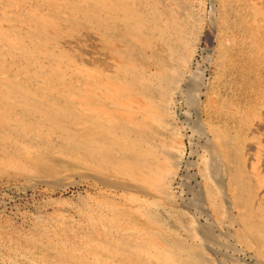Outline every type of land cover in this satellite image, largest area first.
Segmentation results:
<instances>
[{
  "label": "bare ground",
  "instance_id": "1",
  "mask_svg": "<svg viewBox=\"0 0 264 264\" xmlns=\"http://www.w3.org/2000/svg\"><path fill=\"white\" fill-rule=\"evenodd\" d=\"M223 5L220 15L241 35V45L238 55L225 46L220 52L243 92L254 87L247 72L258 68L264 54V0H224ZM84 31L98 36L119 61L117 69L85 64L62 45V39ZM186 32L182 18L156 0H0V173L73 171L77 180L99 189L95 206L81 209L86 222L74 228L72 237L49 238L48 230L38 231L44 244L38 247L32 235L7 238L0 230L10 261L209 263L200 244L173 236L157 209L170 205V182L181 163V153L169 154L171 143L160 129L178 72L157 46L168 59L189 64L199 34L189 38ZM239 51L246 55L240 57ZM150 57L156 62L151 73ZM259 102L264 105V95ZM226 104L234 110L218 109L222 125L212 132V145L219 168L214 175L202 174L203 210L217 219L235 216L233 241L264 261V204L254 199L250 174L256 160L246 158L258 112L251 101L241 106L230 97ZM257 145L255 157L263 156L264 145ZM114 191L124 199L106 194ZM142 199H151L150 204Z\"/></svg>",
  "mask_w": 264,
  "mask_h": 264
},
{
  "label": "rangeland",
  "instance_id": "2",
  "mask_svg": "<svg viewBox=\"0 0 264 264\" xmlns=\"http://www.w3.org/2000/svg\"><path fill=\"white\" fill-rule=\"evenodd\" d=\"M156 1L167 11L182 18L189 38L196 33L199 34V41L189 56V64L186 65L168 59L165 49L163 47L159 49L157 46L160 54L166 57L167 65L174 64L178 72L177 81L172 88V101L165 127L160 129L171 143L166 148L169 154L174 156L181 153V163L170 182V205L160 204L157 205V209L168 225L171 224L174 237L202 246L209 260L208 264H264L262 259L255 257L241 245L235 244L233 234L237 228V218L210 217L204 212L205 208L203 210L206 203L202 198L204 170L214 175L219 168L212 145L214 142L212 132L217 126L222 125L218 121V109L224 105L227 110H234L232 105L226 104V100L231 97L235 104L238 102L241 106L248 101L255 103L258 112V116L252 119L250 125L252 137L249 141L253 147L249 149V154L246 153V158L252 156L256 160V170H252L250 174L251 180L255 183L254 199L264 204V148L263 156L260 157H255L252 151L257 142L259 143L257 146L264 145V105L259 102L264 95V54L260 56L258 68L254 72H247L250 81H254V87L242 92L239 90L240 87H236L238 75L225 64L223 54L220 52V48L225 46L228 52L238 55L241 45L238 38L241 35L234 31V27L227 28L220 15L225 9L224 0ZM62 45L77 60L85 64L102 66L110 71L120 66L119 61L101 45L98 36L93 32L84 31L72 38L62 39ZM150 53L151 51H148L147 55L150 56ZM239 55L243 57L246 53L239 51ZM248 56L254 55L250 52ZM155 65V60L150 57L147 72H154ZM226 123L229 126L234 125L229 121ZM77 177L73 171L66 170L48 176L11 169L0 173L2 234L7 238L32 235L38 247L44 245L41 237L37 235L38 231L48 230L49 238H52V235L58 238L72 237L71 234L77 226L86 222L81 209L95 206V197L99 192L98 188L89 186L86 181L77 180ZM114 192L106 194L120 200L124 199L119 191ZM150 201L151 199H142V204L148 205ZM237 210L234 209V215L239 212ZM227 212L229 214L228 209ZM261 218L264 221V215ZM185 226L194 227L195 234L187 233ZM5 252V246L0 244V264H24L21 258L14 262L10 261ZM141 263L151 264L145 259Z\"/></svg>",
  "mask_w": 264,
  "mask_h": 264
}]
</instances>
